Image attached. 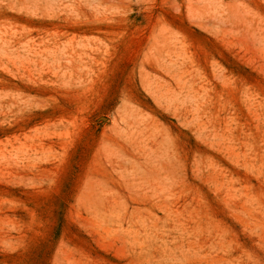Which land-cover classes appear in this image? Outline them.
Masks as SVG:
<instances>
[{"label": "rangeland", "instance_id": "374dc122", "mask_svg": "<svg viewBox=\"0 0 264 264\" xmlns=\"http://www.w3.org/2000/svg\"><path fill=\"white\" fill-rule=\"evenodd\" d=\"M0 264H264V0H0Z\"/></svg>", "mask_w": 264, "mask_h": 264}]
</instances>
